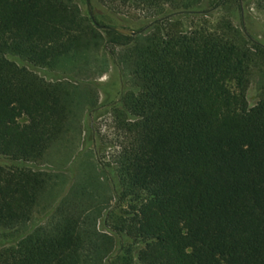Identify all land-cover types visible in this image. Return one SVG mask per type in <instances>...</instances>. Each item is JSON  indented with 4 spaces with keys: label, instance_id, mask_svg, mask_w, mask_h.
<instances>
[{
    "label": "trees",
    "instance_id": "1",
    "mask_svg": "<svg viewBox=\"0 0 264 264\" xmlns=\"http://www.w3.org/2000/svg\"><path fill=\"white\" fill-rule=\"evenodd\" d=\"M201 1L0 0V156L12 161L0 164L2 233L23 232L54 184L25 165L73 128L83 95L64 76L119 49L126 82L112 110L114 206L84 189V206L76 196L0 246V264H264V87L249 98L264 44L210 22ZM124 7L152 23L135 36L99 28L125 27L98 18Z\"/></svg>",
    "mask_w": 264,
    "mask_h": 264
},
{
    "label": "rangeland",
    "instance_id": "2",
    "mask_svg": "<svg viewBox=\"0 0 264 264\" xmlns=\"http://www.w3.org/2000/svg\"><path fill=\"white\" fill-rule=\"evenodd\" d=\"M217 1L202 0L200 3V10L210 9L207 17L210 22L230 21L250 39L264 44V0H221L219 5L213 8ZM88 8L90 9L91 5L88 4ZM97 12L99 14V11ZM100 16L98 18L101 21L117 19L118 23L125 26L124 28L134 31L142 26L147 28L153 20V17L145 12L125 7L115 16L109 14ZM183 22L187 24V18L183 17ZM118 53L119 49L102 53L105 59L104 66L101 63H93L84 70V73H72L74 75L70 78L64 76L70 79L83 95L72 119L73 128L46 152L42 162L25 165L51 174L54 184L49 185L43 193L35 215L23 232L7 235L0 231V246L17 244L25 234L48 222L58 208L62 211L73 208L72 201L76 196L79 205L84 206L87 202L81 195L84 189L96 193L98 203L114 206L115 199L111 190L115 178L112 167H108L117 150L115 145L117 131L114 127L112 110L119 107L126 91V82L116 59ZM10 59L15 60L19 65L22 64L20 60L11 57ZM26 66L45 80L53 81L49 70ZM251 82L249 98L253 103L264 87V72L258 71ZM0 164L10 166L12 161L0 156ZM64 200L65 203L62 204Z\"/></svg>",
    "mask_w": 264,
    "mask_h": 264
},
{
    "label": "water",
    "instance_id": "3",
    "mask_svg": "<svg viewBox=\"0 0 264 264\" xmlns=\"http://www.w3.org/2000/svg\"><path fill=\"white\" fill-rule=\"evenodd\" d=\"M169 16L161 17V18H159V20L166 19ZM98 26L100 29L111 30V31H114V32H117V33H120L123 35L135 36L137 34L136 31L128 29V28H124V27H115V26H106V25H98Z\"/></svg>",
    "mask_w": 264,
    "mask_h": 264
}]
</instances>
